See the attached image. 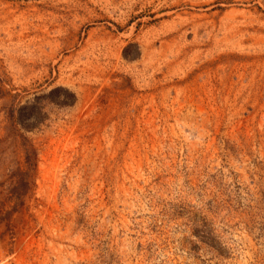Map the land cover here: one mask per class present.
Masks as SVG:
<instances>
[{"label": "rangeland", "instance_id": "rangeland-1", "mask_svg": "<svg viewBox=\"0 0 264 264\" xmlns=\"http://www.w3.org/2000/svg\"><path fill=\"white\" fill-rule=\"evenodd\" d=\"M7 252L264 264V0H0Z\"/></svg>", "mask_w": 264, "mask_h": 264}, {"label": "trees", "instance_id": "trees-1", "mask_svg": "<svg viewBox=\"0 0 264 264\" xmlns=\"http://www.w3.org/2000/svg\"><path fill=\"white\" fill-rule=\"evenodd\" d=\"M52 92H64L65 94H69V95H71L72 97H73V102L75 103V101H76V97H75V95L74 94H72V93H70L67 89H64V88H58V89H56V90H54V91H52ZM58 101H60V100H58ZM72 102V103H73ZM32 106L30 107V109L32 110ZM28 109V108H27ZM33 156H36V152H35V150L33 149V147L32 146H28V148L26 149V159H27V161H28V163L30 162V161H32V157Z\"/></svg>", "mask_w": 264, "mask_h": 264}, {"label": "built area", "instance_id": "built-area-1", "mask_svg": "<svg viewBox=\"0 0 264 264\" xmlns=\"http://www.w3.org/2000/svg\"><path fill=\"white\" fill-rule=\"evenodd\" d=\"M12 256V253L7 252V254L3 258H0V264H12Z\"/></svg>", "mask_w": 264, "mask_h": 264}]
</instances>
